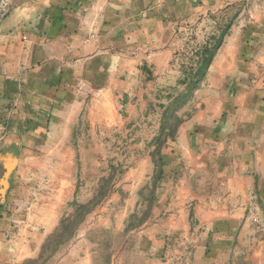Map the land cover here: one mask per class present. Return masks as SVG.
Segmentation results:
<instances>
[{
  "label": "crops",
  "instance_id": "0c3cea01",
  "mask_svg": "<svg viewBox=\"0 0 264 264\" xmlns=\"http://www.w3.org/2000/svg\"><path fill=\"white\" fill-rule=\"evenodd\" d=\"M224 31L162 142L168 128L145 111L146 96L186 86L179 58L200 70ZM83 118L124 138L129 169L45 264H264V0H11L0 26V153L18 162L12 183L21 168L22 185L34 176L36 189L8 190L0 264L38 259L58 229L74 197ZM156 150L155 202L131 228Z\"/></svg>",
  "mask_w": 264,
  "mask_h": 264
},
{
  "label": "rangeland",
  "instance_id": "374dc122",
  "mask_svg": "<svg viewBox=\"0 0 264 264\" xmlns=\"http://www.w3.org/2000/svg\"><path fill=\"white\" fill-rule=\"evenodd\" d=\"M191 36L193 35H190V38ZM194 36L196 38V35ZM185 61V57H181L177 61V63L179 64L178 70L181 73V79L188 78L186 77V74H188L189 78L195 76L194 72L189 71V69H187L188 66L183 64ZM186 94H188L186 86L152 87L149 95L146 96L145 111L155 114V118H153L152 121L157 120V117L159 116L158 121L159 123H161L162 128H176L182 121V118H180L178 112L183 108L184 105L175 107L174 101L176 100V98L186 97ZM78 130L77 141L80 150L77 166L75 167L73 184L74 189L73 187L71 188L72 191L74 190V197L73 200L71 199L72 201L65 204V207H63L61 214H59V218H61V221L64 217L70 216L76 210L75 204L78 205V208L82 207L83 212L82 214H80V216H78L79 219L76 220L78 229L77 235L83 229L87 220L93 217L94 213L97 210H100L102 205L107 201L106 198L112 193L118 191V189L116 188V183H118L123 174L128 171L129 165L127 163L128 161L126 160H128V157H130L129 155L128 157H125L127 156L128 151L125 150L126 144L124 145V147L122 146L124 138L119 134L111 132L110 135H102L99 133L100 129H93L89 125L87 119L84 118L79 122ZM2 131L3 128L1 127L0 132ZM171 137L172 135L167 132V135L162 137V142H164L165 139L169 140ZM130 138L132 139L133 136ZM126 141H129V138H127L124 143H126ZM149 150V148H145V151L148 152ZM138 152L141 153L142 151ZM0 155L2 157H6L5 154L0 153ZM156 158L158 159L159 157L156 156ZM17 164L18 162L16 160L14 170L16 169ZM14 170L7 176L6 181L8 186L5 194L2 196L0 193V207L6 203L7 193L8 190L11 189V184H13V186L15 184V186H18V188L24 189L28 192H33L34 189H36L34 176L22 185L20 172L21 168L19 169V173L17 175L19 176L20 182L18 181L12 183V181L14 180L12 179L14 176ZM155 172L156 168L154 167L152 178L147 181V184H145L144 188L139 193V209L137 210L135 217L128 220L129 226H140L149 217L151 206L154 204L153 201L155 198V193L157 191V188L159 187V184L155 185L153 180V177H155ZM5 174V171H0V182L4 177H6ZM1 189L2 187L0 186V192ZM104 196L106 197L104 198ZM33 202L34 201L30 196L27 205L30 206ZM121 203H123V200H121L119 205H121ZM73 227L74 226H72V228ZM65 237H67V234L64 235L61 239L63 240ZM98 237L103 238L106 241L107 246L117 244V239H115L110 234L99 233ZM64 246L58 247L52 244V246H50L46 254L43 256V259L39 260L38 258L36 260H29L27 261V263H25H47L53 257L58 255L63 250ZM52 253L54 254L51 255Z\"/></svg>",
  "mask_w": 264,
  "mask_h": 264
},
{
  "label": "trees",
  "instance_id": "16d2710c",
  "mask_svg": "<svg viewBox=\"0 0 264 264\" xmlns=\"http://www.w3.org/2000/svg\"><path fill=\"white\" fill-rule=\"evenodd\" d=\"M224 35H225V31L222 33L221 37L218 40H215L216 45L212 51L209 49L205 50V52H206L205 57L203 59H201V61H200V63H201L200 70H197L196 72H194L195 76L192 78L191 77L189 78L188 74H186V77H188V78L181 81V83L183 85H186L188 94H186V97H184V98H176V100L174 101L175 107L181 106V105L183 106V105L187 104L188 101L191 100L195 90H197L199 88L200 82L202 81L203 77L207 73V70L211 64V61H212V58L214 56L216 49L223 42ZM191 72H193V71H191ZM177 127L176 128L172 127L173 129L168 128L169 134L172 135L171 138L174 137L173 134L175 133ZM164 128H167V127H164ZM166 135H164V136H166ZM159 139H160V137H159ZM160 153H161L160 150H156L153 154L154 155L153 158L155 160V168H156L155 177H153L155 185L159 184V182L162 180V175H163V162H162V158H161ZM156 156H158L159 158L157 159ZM105 197L106 196H104V198ZM154 202H155V198H154L153 203ZM152 206H151V208H152ZM75 207H76V210L70 216L64 217L62 219L58 229L55 232H53L50 236H48L45 243L43 244L42 252H41V255L39 257V260L43 259V256L46 254V252L48 251L50 246H52V244L56 245L58 247L64 246L65 244L69 243L70 241H72L77 236V232H78L77 230L78 229H77V225H76V220L79 219L78 216H80V214H82L83 210H82V207L78 208L77 204H75ZM87 214H89V213H87ZM135 215H133L131 218L135 217ZM72 226H74V227L72 228ZM129 227L136 228L138 226L130 225ZM66 234H67V237H65L62 240L61 238H63V236ZM53 254L54 253H52L51 255H53ZM34 262H36V261H34Z\"/></svg>",
  "mask_w": 264,
  "mask_h": 264
},
{
  "label": "built area",
  "instance_id": "2783aa9c",
  "mask_svg": "<svg viewBox=\"0 0 264 264\" xmlns=\"http://www.w3.org/2000/svg\"><path fill=\"white\" fill-rule=\"evenodd\" d=\"M11 9V0H0V26L2 22L8 17ZM257 223V219L253 220Z\"/></svg>",
  "mask_w": 264,
  "mask_h": 264
},
{
  "label": "bare ground",
  "instance_id": "6f19581e",
  "mask_svg": "<svg viewBox=\"0 0 264 264\" xmlns=\"http://www.w3.org/2000/svg\"><path fill=\"white\" fill-rule=\"evenodd\" d=\"M6 162H7V164L9 165H7V164H5V168H8V169H11V168H13V163L11 164V162L9 161V159H6ZM8 172V173H7ZM5 176L6 177H4L2 180H1V182H0V186L2 187V189H1V195L3 196L4 194H5V191H6V189H7V181H6V179H7V176H8V174L10 173L9 171H7V169H5Z\"/></svg>",
  "mask_w": 264,
  "mask_h": 264
},
{
  "label": "water",
  "instance_id": "95a60500",
  "mask_svg": "<svg viewBox=\"0 0 264 264\" xmlns=\"http://www.w3.org/2000/svg\"><path fill=\"white\" fill-rule=\"evenodd\" d=\"M5 158H6V157H2V156L0 155V165L3 164V168H4V169H7V171H9V172L11 173V172L14 170V167L11 168V169L5 168Z\"/></svg>",
  "mask_w": 264,
  "mask_h": 264
}]
</instances>
